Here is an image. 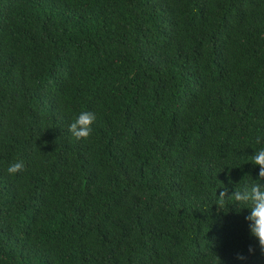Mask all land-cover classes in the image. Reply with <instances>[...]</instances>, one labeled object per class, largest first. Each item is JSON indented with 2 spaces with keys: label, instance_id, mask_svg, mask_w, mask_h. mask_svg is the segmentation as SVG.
<instances>
[{
  "label": "trees",
  "instance_id": "1",
  "mask_svg": "<svg viewBox=\"0 0 264 264\" xmlns=\"http://www.w3.org/2000/svg\"><path fill=\"white\" fill-rule=\"evenodd\" d=\"M262 147L264 0H0V264H264Z\"/></svg>",
  "mask_w": 264,
  "mask_h": 264
},
{
  "label": "clouds",
  "instance_id": "2",
  "mask_svg": "<svg viewBox=\"0 0 264 264\" xmlns=\"http://www.w3.org/2000/svg\"><path fill=\"white\" fill-rule=\"evenodd\" d=\"M97 121V116L91 111H82L70 124L69 131L77 139H88L93 132V124ZM256 143H261V138H256ZM252 163L259 166V178L250 185L246 184L243 190L236 189L231 195L228 191H222L218 195L216 204L221 209L225 204L232 202L233 207L244 206L243 209H250V214L246 217L249 222L250 233L255 237L262 251H264V147L251 156ZM25 170L22 161H13L7 167V173L15 176ZM242 209V211H243ZM238 213L241 211H237ZM250 252L254 249L250 246ZM239 259H245L239 256Z\"/></svg>",
  "mask_w": 264,
  "mask_h": 264
}]
</instances>
